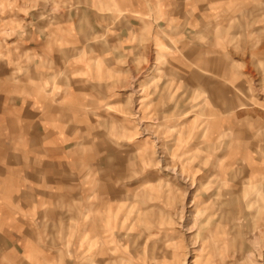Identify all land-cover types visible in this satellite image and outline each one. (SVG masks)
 Instances as JSON below:
<instances>
[{
  "label": "rangeland",
  "instance_id": "rangeland-1",
  "mask_svg": "<svg viewBox=\"0 0 264 264\" xmlns=\"http://www.w3.org/2000/svg\"><path fill=\"white\" fill-rule=\"evenodd\" d=\"M182 256L264 264V0H0V264Z\"/></svg>",
  "mask_w": 264,
  "mask_h": 264
},
{
  "label": "bare ground",
  "instance_id": "bare-ground-1",
  "mask_svg": "<svg viewBox=\"0 0 264 264\" xmlns=\"http://www.w3.org/2000/svg\"><path fill=\"white\" fill-rule=\"evenodd\" d=\"M201 184H202V183H201ZM198 207H199V205L196 206V209H197ZM197 212H198V211H197ZM200 250H201V249H200ZM184 255H186V254L184 253ZM185 257H186V256H185ZM185 257L182 256V260H181V263H182V264H184V262H185V261H184V258H185Z\"/></svg>",
  "mask_w": 264,
  "mask_h": 264
}]
</instances>
